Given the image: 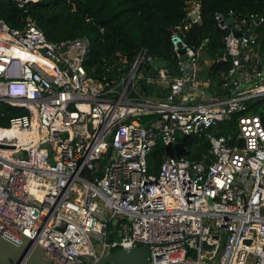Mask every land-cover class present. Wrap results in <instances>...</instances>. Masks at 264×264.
Masks as SVG:
<instances>
[{"label":"built area","instance_id":"1","mask_svg":"<svg viewBox=\"0 0 264 264\" xmlns=\"http://www.w3.org/2000/svg\"><path fill=\"white\" fill-rule=\"evenodd\" d=\"M12 1L27 12L41 0ZM214 18L225 32L217 61L229 67L211 96L188 23L170 35L180 75H145L143 48L95 76L87 35L50 40L31 15L20 28L0 19V103L24 110L0 125V226L57 264L141 244L149 264H264V51L257 30L246 34L264 16ZM145 76L166 84L162 98L144 93ZM183 137L205 140L207 153L168 155ZM159 143L165 157L151 172Z\"/></svg>","mask_w":264,"mask_h":264},{"label":"trees","instance_id":"2","mask_svg":"<svg viewBox=\"0 0 264 264\" xmlns=\"http://www.w3.org/2000/svg\"><path fill=\"white\" fill-rule=\"evenodd\" d=\"M199 4L202 23L191 19L192 5ZM234 9L239 13H258L264 16V0H41L30 3L27 12L12 0H0V19L11 27L20 28L26 15H31L50 40L87 35L91 40L85 65L95 76L111 75L109 65L120 57L131 62L141 49L156 59L167 61L168 75H180L178 59L170 41L171 29L189 24L186 40L212 61L206 76L220 82L219 73L229 67L217 61L225 52V32L217 27L215 12ZM257 38L264 51V22L257 29ZM93 69H96L93 72ZM145 75L153 71L150 62L144 65ZM146 95L164 96L162 87L141 80ZM260 112L259 107L253 108ZM24 110L0 103V125L9 126L11 116ZM236 123L230 124L233 128ZM229 128V127H228ZM191 159H199L209 144L196 137H183ZM165 157L162 143L148 157L151 172H156Z\"/></svg>","mask_w":264,"mask_h":264},{"label":"water","instance_id":"3","mask_svg":"<svg viewBox=\"0 0 264 264\" xmlns=\"http://www.w3.org/2000/svg\"><path fill=\"white\" fill-rule=\"evenodd\" d=\"M191 19L202 23L200 12L194 11L191 13ZM257 25H254L246 34L249 35L257 30ZM239 34V33H238ZM180 53L184 54L185 49H181ZM188 57L182 56V61H186ZM150 63L153 67L151 77H154L156 70L167 68L168 63L163 59L151 58ZM211 96L212 92L208 91ZM241 145L244 141L241 140ZM168 155L181 157L189 154L184 142H179L175 145L165 147ZM119 220V217L117 218ZM116 224L113 228H116ZM204 247L211 248L206 242ZM150 248L148 244L136 245L130 249L120 248L111 251L107 255L99 258L97 264H149L150 263ZM0 264H57L56 261L48 255L45 248L27 236L16 237L7 232L4 227L0 226Z\"/></svg>","mask_w":264,"mask_h":264},{"label":"crops","instance_id":"4","mask_svg":"<svg viewBox=\"0 0 264 264\" xmlns=\"http://www.w3.org/2000/svg\"><path fill=\"white\" fill-rule=\"evenodd\" d=\"M196 6L195 5H192V9H194ZM191 9V11H192ZM200 54H201V60H200V71H199V77L201 80H203L204 82H206L207 80H210L211 82H209V84L207 85V89L208 91H216L218 88H219V82H215L214 80H212L211 78L207 77L206 76V71H207V68L210 67V65L212 64V61L207 59V58H204V53L202 50H200ZM148 82H152V83H155L156 85L162 87L163 91H164V86L166 85L165 83H162L159 79H153V80H150ZM144 87V86H143ZM207 91V93H208ZM213 94V93H212ZM149 96V95H148ZM150 97H153L155 99H160L162 97H159L157 94H154V95H150Z\"/></svg>","mask_w":264,"mask_h":264},{"label":"bare ground","instance_id":"5","mask_svg":"<svg viewBox=\"0 0 264 264\" xmlns=\"http://www.w3.org/2000/svg\"><path fill=\"white\" fill-rule=\"evenodd\" d=\"M10 133H14V131H9Z\"/></svg>","mask_w":264,"mask_h":264},{"label":"rangeland","instance_id":"6","mask_svg":"<svg viewBox=\"0 0 264 264\" xmlns=\"http://www.w3.org/2000/svg\"><path fill=\"white\" fill-rule=\"evenodd\" d=\"M193 7H191V9H192Z\"/></svg>","mask_w":264,"mask_h":264}]
</instances>
